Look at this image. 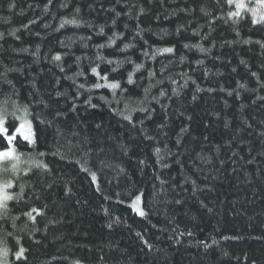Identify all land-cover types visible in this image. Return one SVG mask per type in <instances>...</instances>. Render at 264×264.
Instances as JSON below:
<instances>
[{
	"label": "trees",
	"instance_id": "16d2710c",
	"mask_svg": "<svg viewBox=\"0 0 264 264\" xmlns=\"http://www.w3.org/2000/svg\"><path fill=\"white\" fill-rule=\"evenodd\" d=\"M244 3L0 0V107L35 131L0 162L12 264H264V22Z\"/></svg>",
	"mask_w": 264,
	"mask_h": 264
},
{
	"label": "snow or ice",
	"instance_id": "6c2138e0",
	"mask_svg": "<svg viewBox=\"0 0 264 264\" xmlns=\"http://www.w3.org/2000/svg\"><path fill=\"white\" fill-rule=\"evenodd\" d=\"M229 4L235 3V7L237 11L229 13V16H239L240 10H243L246 8V5L244 3V0H228ZM257 3L261 6L260 9H250L253 16V24H256L258 22H264V0H257ZM259 16V20L256 19V17ZM127 47V46H126ZM165 52H172V48H165L163 49ZM55 60H60V56L56 55L54 57ZM108 63H112V61H108ZM136 69H139L141 65H136ZM115 70V69H114ZM92 73L96 74L98 77H100L99 72L97 71L96 67H93L91 69ZM101 79L107 81L108 77L107 74H105L103 77H100ZM128 82H132V73H129ZM108 87L112 90H115L120 87L119 82H110L106 85H102L100 83H96L93 87L99 89L101 87ZM83 87V85H81ZM163 94V93H162ZM17 112H22V115H17ZM30 115L28 112L27 106H24L23 108H20V106H15L14 110L9 113L6 108L0 107V136L4 138L6 141V147L3 149H0V162H5L8 160H19V155L16 153L15 149V141L19 137L20 139L27 141L28 143L34 144L35 143V131L33 129L32 121L29 120L27 117ZM11 116L14 120L19 121L18 124H8V117ZM126 119H131V117H126ZM157 151H159L157 149ZM40 155H43L41 153ZM39 166V165H38ZM13 171L16 170L17 165L13 164ZM43 167L47 168V165H43ZM93 179H95V174L93 173ZM12 182L8 181L7 183L0 184V212L3 214H7L8 206L7 202L10 200H13L14 197L12 194H9L7 189L11 188ZM23 191V188H21V192ZM141 196L137 195L135 199L132 202L131 207L137 211V213L140 216L146 215L145 211L142 208H139L138 205L140 204ZM35 212L38 215L40 214V210L37 208H32L31 211L25 213L26 216H28L30 219L35 220V217L32 215V213ZM9 249L5 246L3 248H0V264H8L7 256H8ZM24 252L25 249L23 247H20L19 250L15 253L16 259H22L24 258Z\"/></svg>",
	"mask_w": 264,
	"mask_h": 264
},
{
	"label": "rangeland",
	"instance_id": "374dc122",
	"mask_svg": "<svg viewBox=\"0 0 264 264\" xmlns=\"http://www.w3.org/2000/svg\"><path fill=\"white\" fill-rule=\"evenodd\" d=\"M0 248H3V246L1 244H0ZM7 261H8V264H12L13 263L11 253L9 251H8Z\"/></svg>",
	"mask_w": 264,
	"mask_h": 264
}]
</instances>
